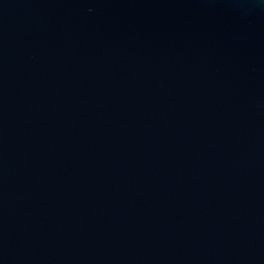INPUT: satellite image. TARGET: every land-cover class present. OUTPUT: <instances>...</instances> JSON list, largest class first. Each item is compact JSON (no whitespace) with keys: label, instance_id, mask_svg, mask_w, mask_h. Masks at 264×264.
Segmentation results:
<instances>
[{"label":"water","instance_id":"95a60500","mask_svg":"<svg viewBox=\"0 0 264 264\" xmlns=\"http://www.w3.org/2000/svg\"><path fill=\"white\" fill-rule=\"evenodd\" d=\"M0 264H264V0H0Z\"/></svg>","mask_w":264,"mask_h":264}]
</instances>
